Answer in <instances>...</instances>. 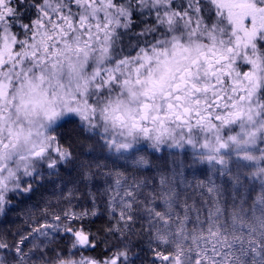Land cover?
<instances>
[{
    "label": "snow or ice",
    "instance_id": "snow-or-ice-1",
    "mask_svg": "<svg viewBox=\"0 0 264 264\" xmlns=\"http://www.w3.org/2000/svg\"><path fill=\"white\" fill-rule=\"evenodd\" d=\"M13 213L0 264H264V0H0Z\"/></svg>",
    "mask_w": 264,
    "mask_h": 264
},
{
    "label": "trees",
    "instance_id": "trees-1",
    "mask_svg": "<svg viewBox=\"0 0 264 264\" xmlns=\"http://www.w3.org/2000/svg\"><path fill=\"white\" fill-rule=\"evenodd\" d=\"M64 172V171H63ZM65 173V172H64ZM70 187V185H69ZM46 196V194H45ZM10 220H14L15 223H8L7 224V228L12 231V232H16V231H20L23 230V228L26 226L24 221L26 220V218H22L21 215H17L16 213H13L12 216L9 218ZM105 223L107 222V217H105ZM142 223V222H140ZM140 223H137V225L135 226V228L133 229L132 233H131V244L135 250L136 253L139 254L138 258V262H140V264H152V252L149 250V247L147 246V243L144 242L142 239V235L143 231L142 228L140 226ZM95 227H101V223L99 221H97ZM114 240V239H113Z\"/></svg>",
    "mask_w": 264,
    "mask_h": 264
},
{
    "label": "rangeland",
    "instance_id": "rangeland-1",
    "mask_svg": "<svg viewBox=\"0 0 264 264\" xmlns=\"http://www.w3.org/2000/svg\"><path fill=\"white\" fill-rule=\"evenodd\" d=\"M201 167L203 168V166H201ZM62 171H64L65 174H66L68 171H70V169H66V170H62ZM72 175L74 176L75 173L73 172ZM188 179L191 180L192 177L189 176ZM70 187H72L71 184H70ZM45 194H46V198H49V197L51 198L53 204L56 203L57 198H56V196H51V192H50V190H49L48 192H46ZM81 198L83 199V197H81ZM97 203H100V201H97ZM21 216H22V218H27L26 215H21ZM142 223H143V222H142ZM7 224H8V223H7ZM7 224L5 225L4 223H0V228H3V227H5V226H7ZM9 224H10V223H9ZM142 231H143V234H144V235H142V237H143L142 240H143L144 242H146V243H147V246H148V245H149V240H148L149 232L147 231V224H146V223H144V226H143V228H142ZM111 243H112V244H115V243H117V241L114 239V240L111 241ZM130 247L132 248V251L135 252V250H134L132 244L130 245ZM148 247H149V246H148ZM131 255H132V252H130V256H131ZM138 256H139V255H138ZM133 258H134V262H135V264H140V262H138V260H139L138 257H133ZM152 259H154L153 256H152Z\"/></svg>",
    "mask_w": 264,
    "mask_h": 264
}]
</instances>
